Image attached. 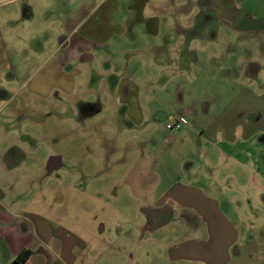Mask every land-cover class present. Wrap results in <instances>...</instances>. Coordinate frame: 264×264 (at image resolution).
I'll return each mask as SVG.
<instances>
[{"label": "crops", "instance_id": "obj_1", "mask_svg": "<svg viewBox=\"0 0 264 264\" xmlns=\"http://www.w3.org/2000/svg\"><path fill=\"white\" fill-rule=\"evenodd\" d=\"M59 1L64 14L55 23L58 39L42 60L45 49L39 35L44 28L27 37L26 27L32 22L34 8L45 9L44 1L0 0V264L91 263L93 246L86 230L52 227L42 216L27 219L19 214V220L29 223L28 229L7 208L9 192L28 188V184L21 185L22 180H38L61 166L58 153L47 155L43 169V160L36 162L33 157L34 162L27 163L24 159L28 154L21 148L31 135L23 126L34 127L38 122L27 121L21 113L29 106L28 97L75 102L73 93L79 83L84 87V104L73 106L66 121L82 122L85 139L73 144L77 134L69 127L71 136L66 140L71 169L67 173L82 172L93 179L99 171L106 174L102 158L107 150L115 151L108 172L133 169L147 146L154 162L148 166L153 179L145 182L131 177L128 181L132 189H146L133 203L144 224H138V233L145 227L167 232L175 219L180 221L178 230L184 233L179 241L167 243L164 232L159 240V236L150 240L143 232L137 235L136 247L142 242V249L153 253L148 261H155L158 250L168 264H264V256L256 257L260 262L237 261L249 238L244 240L248 226L244 222L252 227L264 215L257 219L221 209V205L242 200L264 202V52L223 59L214 47L212 52L200 53L203 48L197 46L203 42V29L222 22L230 30L250 34L238 39L239 44L264 51V0ZM52 3L49 9L56 19L58 0ZM234 41L226 37V49ZM216 58H222L219 68ZM173 73L175 77H171ZM178 78L205 93L207 100L199 99L201 112L188 111L189 117H183L194 133L187 130L177 138L169 136V142L180 140V151L172 160L164 147L167 141L157 142L154 127L165 112L155 105L164 100L160 93H170L166 89ZM154 108L155 113L150 111ZM4 121L19 127L9 132L2 126ZM145 121L152 127L140 129ZM105 123L119 127L114 130L125 124L134 128L131 134L139 135L132 138L136 149L119 152L123 142L119 145L117 138L114 142L100 135ZM10 173L15 176L9 180ZM112 240H101V246L95 247L103 252L101 264L110 257L114 264L115 255L122 253ZM130 247L135 250L133 244ZM23 250H28L26 257L15 261Z\"/></svg>", "mask_w": 264, "mask_h": 264}, {"label": "rangeland", "instance_id": "obj_2", "mask_svg": "<svg viewBox=\"0 0 264 264\" xmlns=\"http://www.w3.org/2000/svg\"><path fill=\"white\" fill-rule=\"evenodd\" d=\"M43 1L45 9L38 11L37 8H34V16L31 24H28L26 27V33L27 37H29L32 32H35V29H41L40 27L44 28V34L42 33L39 36L42 38L43 47L45 49L41 59L45 60L49 55L48 53L52 51L55 45L54 43H56L58 39L55 23L57 22L56 20L58 17L64 14V6L58 0V4L56 6H58V11L60 12L58 14L56 13L57 18L55 19V14L51 13L49 9V4H53L52 0ZM194 4L199 5L198 3ZM190 5L193 6V4ZM52 16H54V18H52ZM34 21H38V24L33 23ZM40 22L43 26L40 25ZM226 24L227 23L218 22L214 28L211 27L203 29L201 32L204 34L203 37H201L203 42L197 44L199 48L201 47L203 49H200L201 52L200 50L198 52L209 53L212 52L211 49L214 47V51L223 59H239L241 55L248 53L260 55L258 52H264L261 50L262 48L260 50H256L254 46L248 47L244 44H239L237 42L238 39H245L249 37L250 34L238 30H230ZM210 36H212L210 39H206ZM226 37L233 38L235 40L234 43L236 42L234 45L230 44L229 48L227 46V49L224 45V40ZM229 53L232 55V57ZM227 54L228 56H226ZM206 57L208 58V56ZM222 58L214 59L218 68ZM45 63L47 62H44V65ZM175 76L176 74L173 73L171 77ZM81 81L83 82V80ZM192 82L194 83L195 81ZM83 90L84 87L81 86L80 83L77 84L75 87V92L73 93L75 95V102L70 100L61 101L58 103L57 101L53 100L54 97L50 100H44L42 102L41 100H36L34 97H28L29 106L25 107V109H22L21 113L26 115L27 121H30L33 118L38 122L34 127H30V124L28 123L26 124L27 126H23L25 133L27 135H31V139H26L24 142L26 146L24 147V145H22L21 148V150H26L25 152L28 154V157L24 159L27 163L34 162L33 157L38 160L36 162L43 160L41 165V168L43 169L45 168L47 155L58 153L61 155V166L57 169L51 170V173L47 176L42 174V178L38 180L30 181L28 177H26L27 180H22L21 185L28 184V188L22 190L20 193H18V190L9 192L7 194V202L10 204L7 206V208L12 212V214L15 215V219L18 220L19 214H25L27 219H31L34 216H42L44 219L48 220V223L52 227L62 226L69 229H75L76 231L86 230V232H89L91 235V244L93 246L91 253L92 260L90 264H101L104 256L103 252H100L101 250H98L95 247L96 245L100 247L101 240L107 239H113L112 244H114V248L118 250L122 248V253L115 255L117 257L114 261V264L115 262L116 264H168L167 262L161 260L158 250H156L158 254L156 252L154 254L156 256L155 261H151L152 258L150 261H148L149 255H152L153 253L143 250L142 248L144 247V243L142 242L140 243L139 247H136V244L138 243L137 235L139 236L140 233H145L150 237V240H153L155 239L154 237L159 236V240L160 235H162L164 232V229L158 230V228L147 231L148 227H145V230L140 229V233H138V224L140 226H143L144 224L141 225L142 215L138 214V211L134 209L135 207L133 208V203H136L135 199L139 197V194L142 196V194L146 192V189H132L128 184V181L131 180V177L132 180L140 179L141 181L144 180L145 182L149 181L151 178L153 179V173L148 170V166L153 165L154 162H151V157H148V147L146 146V141L141 142V144H145L146 146L144 148V157H142L139 162L134 165L133 169L130 167L128 170L123 169L121 171L119 170L118 172H108L109 169L113 168L112 161L115 157V151L107 150L105 151L104 157L102 158V166L106 167V174L99 171L100 173L95 174V178L93 179L89 176H85L82 172H79L78 174L67 173V171L71 169L69 166L67 153L69 144L66 140L68 139L67 137L71 136V134L69 135V133H71L69 127L75 128V131L72 132L77 134V137L75 138L77 140L73 142L75 145H79L80 142H84L85 136H83V134L85 132H83L82 122H68V120L66 121V118L72 115L73 106L80 107V105L84 104L85 93L82 92ZM166 90H169L170 93H160L161 98L164 100L157 101L158 105L157 103L155 105L157 109L161 110V113H165L162 114L164 115L163 118L157 120L154 131L158 136L157 142L167 141L164 147L165 149L167 148L170 150V159L174 160L172 156L176 157L180 151V140L177 139L169 142V136H175V138H177V136L184 131L188 130V132L193 133L195 131L193 129L191 130V126L189 127V124L181 123V128L179 130L167 133V131L164 129V123L168 122L170 118L176 116H182L184 118L189 117L187 115L188 111L193 114L201 112L203 108L202 104H200V101L201 99L207 100V97L205 96V93L200 94L199 90L194 85H187L185 80L180 81L179 78L177 82L170 84ZM41 104H43L42 108H38ZM150 111L155 113V108L150 109ZM77 112L75 111L74 113ZM146 123L147 121L141 125L140 129L152 127ZM2 126L5 129H8L9 132H12L11 129L16 130L19 127L18 125H15V123L10 124L6 123L5 121ZM115 127L110 125L108 126L105 123V126L102 127L100 135H106V137H108L110 140H114V142L117 138L119 145L120 142H123V146H121L122 148L120 147L119 152L121 151L125 153L131 149L135 150L136 145L132 138L136 139L139 137L138 134H131V132L135 131V129L126 124L120 127L121 131L120 129L114 130ZM96 134H98V132ZM142 136L141 140L143 138ZM147 139L149 140V138ZM86 144L88 145L90 142L87 141ZM129 159L131 160L130 157ZM76 169L78 170V166ZM13 176H15L14 173L8 174L9 180ZM122 176L123 180L121 179ZM100 177H102V180H100ZM122 184L124 185V189L121 188L123 186ZM151 191L153 193L154 191L157 192L158 190H150V192ZM16 200L20 201L16 202ZM242 202L245 205H243L241 202L239 204L221 205V209L229 211L227 209L229 208L230 211L240 212L241 215L248 213L249 217L252 215L253 217H257V219L260 218L261 215H264V202H261L260 204L252 202L251 200L249 204L246 202V200H242ZM235 215L237 217L241 216L237 214ZM19 221H22L24 223L22 225H25L28 229H30L28 222L22 219ZM32 223L34 225V221ZM244 225H248L243 231V234L245 235L244 240L246 237L249 238H247L246 243L241 246L243 251L239 253L237 261L252 259L253 262H260L261 259L256 257L264 256V218H261L257 223L253 224L252 227H250L246 222H244ZM178 226H180V221L175 219V222H173L167 228L172 230H166L167 232H164L163 239L167 241V243L175 241V239L178 241L179 239H182L181 236L184 232L183 230L179 231ZM174 229L176 230L171 233V231ZM177 232L181 235H178ZM253 232H255V234ZM146 235L145 237H147ZM132 244L135 246V250L130 247ZM105 260L106 261L103 262L104 264H112L111 262L113 259L111 257Z\"/></svg>", "mask_w": 264, "mask_h": 264}, {"label": "built area", "instance_id": "obj_3", "mask_svg": "<svg viewBox=\"0 0 264 264\" xmlns=\"http://www.w3.org/2000/svg\"><path fill=\"white\" fill-rule=\"evenodd\" d=\"M184 122L185 120L182 116L170 118L169 121L165 123L164 129L167 131V133H171L172 131L178 130L181 126V123L183 124Z\"/></svg>", "mask_w": 264, "mask_h": 264}, {"label": "trees", "instance_id": "obj_4", "mask_svg": "<svg viewBox=\"0 0 264 264\" xmlns=\"http://www.w3.org/2000/svg\"><path fill=\"white\" fill-rule=\"evenodd\" d=\"M27 253H28V250L21 251L20 253H18L15 256L14 260L15 261H22L26 257Z\"/></svg>", "mask_w": 264, "mask_h": 264}]
</instances>
